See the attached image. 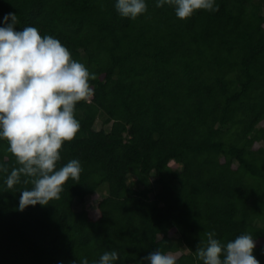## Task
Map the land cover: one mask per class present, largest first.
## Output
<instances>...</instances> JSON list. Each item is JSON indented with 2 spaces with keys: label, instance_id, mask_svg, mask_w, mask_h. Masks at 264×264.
Segmentation results:
<instances>
[{
  "label": "trees",
  "instance_id": "trees-1",
  "mask_svg": "<svg viewBox=\"0 0 264 264\" xmlns=\"http://www.w3.org/2000/svg\"><path fill=\"white\" fill-rule=\"evenodd\" d=\"M115 3L0 0V27L15 13L17 31L57 38L95 74L56 165L78 159L82 172L59 200L18 210L33 185L7 189L17 165L0 139V264H92L105 251L148 264L157 249L202 264L207 232L222 244L250 233L264 264V0H215L186 20L156 0L136 19ZM104 185L94 208L73 207Z\"/></svg>",
  "mask_w": 264,
  "mask_h": 264
},
{
  "label": "clouds",
  "instance_id": "clouds-1",
  "mask_svg": "<svg viewBox=\"0 0 264 264\" xmlns=\"http://www.w3.org/2000/svg\"><path fill=\"white\" fill-rule=\"evenodd\" d=\"M173 7L177 18L186 20L197 10L218 11L215 0H156V7ZM121 17L136 19L147 11L145 0H116ZM0 27V139L6 140L7 152L17 167L7 175L5 184L11 190L26 179L33 187L22 190L18 210L37 204L44 206L59 200L63 185L71 178L79 181L82 167L78 159L56 169L60 150L72 141L80 124L75 105L93 95L89 80L95 79L84 64L74 60L57 38L42 36L33 26L17 31L15 13L3 17ZM0 171L8 172L0 166ZM214 232L205 233L204 246L196 248L202 264H260L253 255L256 246L250 233H243L222 244ZM120 260L116 251H105L92 264H114ZM141 260L148 264H176L177 257L150 252ZM73 264H77L76 261ZM79 264H89L87 257Z\"/></svg>",
  "mask_w": 264,
  "mask_h": 264
},
{
  "label": "rangeland",
  "instance_id": "rangeland-1",
  "mask_svg": "<svg viewBox=\"0 0 264 264\" xmlns=\"http://www.w3.org/2000/svg\"><path fill=\"white\" fill-rule=\"evenodd\" d=\"M96 128L100 127V123L97 122V124L95 125ZM106 193V187L105 185L103 187H100L99 190L95 191L94 193H92L91 195H88L87 197H85L83 202H75L74 203V208L79 210V209H92L96 206L97 202L105 196Z\"/></svg>",
  "mask_w": 264,
  "mask_h": 264
}]
</instances>
